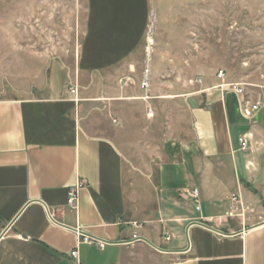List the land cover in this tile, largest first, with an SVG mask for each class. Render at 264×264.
Here are the masks:
<instances>
[{"label": "crops", "instance_id": "0c3cea01", "mask_svg": "<svg viewBox=\"0 0 264 264\" xmlns=\"http://www.w3.org/2000/svg\"><path fill=\"white\" fill-rule=\"evenodd\" d=\"M85 1L76 79L53 61L44 96L0 98V264H264V98L251 100L259 111L247 119V98L217 78L202 80L192 137L165 144L156 186L127 185L121 152L88 134L79 115L100 91L79 97L78 81L91 87L111 71L133 72L151 3ZM245 134L251 146L241 151L237 139ZM78 181L70 208L68 192ZM185 188L198 189L200 211L179 197ZM231 195L253 209L249 220L226 215ZM76 231L103 247L78 244ZM149 248L160 253L157 261L140 254Z\"/></svg>", "mask_w": 264, "mask_h": 264}, {"label": "rangeland", "instance_id": "374dc122", "mask_svg": "<svg viewBox=\"0 0 264 264\" xmlns=\"http://www.w3.org/2000/svg\"><path fill=\"white\" fill-rule=\"evenodd\" d=\"M150 3L151 43L147 51L145 39L133 72L111 71L91 87L77 80L79 97L100 91L95 101L81 104L84 128L113 142L127 185L139 191L156 186L165 144L192 137L191 112L202 87L197 79H215L221 70L226 83L243 86L245 98H264V0ZM85 18V0H0V98L44 96L53 61L75 80ZM143 250L147 262L157 261L159 252Z\"/></svg>", "mask_w": 264, "mask_h": 264}, {"label": "built area", "instance_id": "2783aa9c", "mask_svg": "<svg viewBox=\"0 0 264 264\" xmlns=\"http://www.w3.org/2000/svg\"><path fill=\"white\" fill-rule=\"evenodd\" d=\"M150 28L147 30L146 34V50H149V46L151 43L150 39ZM216 78L221 82V87H224L226 90L233 92L237 95L244 96V88L241 84H236V83H226L225 78L226 74L223 71H218L216 74ZM149 81H150V70L147 67L144 71V75L139 83V86L141 89L145 90L149 87ZM201 79H197L196 83L201 84ZM69 93L73 96H77L78 94V88L77 86H73L69 88ZM259 102L253 103L249 99H245L243 101V108H242V114L245 118L247 119H252L254 115L259 111ZM250 139L251 135L250 134H245L240 136L237 139L238 145H239V150L241 151H246L250 149ZM82 185V182L78 181L77 185L74 188H71L68 192V199H67V205L70 208H76V200H77V189ZM179 197L182 199H190L192 200L194 204V208L196 211L201 210V203L199 200V191L197 188H185L179 192ZM253 213V209L249 207L247 204H245L241 198L238 195H231L230 197V207H229V212L226 213L228 217H233L237 216L239 217L242 221H247L249 220V215ZM141 224L139 223H132V227L135 229H140ZM77 233V239H78V244H87V245H94L97 248H102L104 245V242L96 239L94 237H91L89 235H86L85 233L81 231H76ZM169 237L168 233L164 234V238L167 239ZM139 238L137 235H133L132 239L136 240ZM70 257L73 259L77 260V250H73L70 253ZM77 264H79L76 261Z\"/></svg>", "mask_w": 264, "mask_h": 264}, {"label": "bare ground", "instance_id": "6f19581e", "mask_svg": "<svg viewBox=\"0 0 264 264\" xmlns=\"http://www.w3.org/2000/svg\"><path fill=\"white\" fill-rule=\"evenodd\" d=\"M139 239V238H138Z\"/></svg>", "mask_w": 264, "mask_h": 264}]
</instances>
